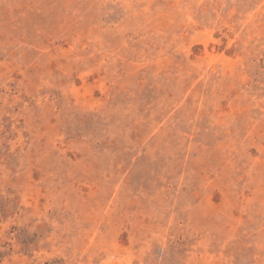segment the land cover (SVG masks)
<instances>
[{
    "label": "rangeland",
    "instance_id": "obj_1",
    "mask_svg": "<svg viewBox=\"0 0 264 264\" xmlns=\"http://www.w3.org/2000/svg\"><path fill=\"white\" fill-rule=\"evenodd\" d=\"M0 264H264V0H0Z\"/></svg>",
    "mask_w": 264,
    "mask_h": 264
}]
</instances>
